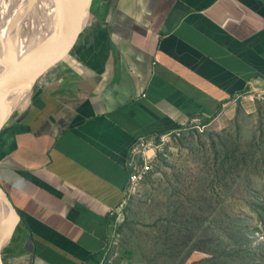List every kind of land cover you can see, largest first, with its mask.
Masks as SVG:
<instances>
[{"label": "crops", "instance_id": "0c3cea01", "mask_svg": "<svg viewBox=\"0 0 264 264\" xmlns=\"http://www.w3.org/2000/svg\"><path fill=\"white\" fill-rule=\"evenodd\" d=\"M92 15L77 66L28 87L0 129V184L21 216L6 264H87L104 251L110 264H146L110 253L139 139L264 108V0H101Z\"/></svg>", "mask_w": 264, "mask_h": 264}, {"label": "rangeland", "instance_id": "374dc122", "mask_svg": "<svg viewBox=\"0 0 264 264\" xmlns=\"http://www.w3.org/2000/svg\"><path fill=\"white\" fill-rule=\"evenodd\" d=\"M88 3L91 5V0ZM100 3L101 0L94 2L93 13L100 8ZM18 11V6L8 0L4 21L11 31L16 30L14 33L18 41L21 40L19 46L27 48L33 39L30 35L40 32L42 25ZM75 66L47 77H67ZM28 94L27 87L22 98ZM159 142L164 146L158 153L155 169L141 188L128 194L125 204L111 216L110 253L115 247L128 248L146 264H166L167 259L159 254L155 245L158 222L171 218L170 206L172 211L179 209L183 213H194L192 207L197 205L210 207L214 219L224 223L229 221L227 215L238 216L240 227L234 229L233 237H246L244 255L248 260L263 262L264 108L248 114L237 107L233 115L224 113L211 121L201 120L189 125L181 136L175 134L166 141L158 139ZM211 195L213 198L207 203L205 199ZM257 210L263 221L258 219ZM211 222L212 219L206 225L210 226ZM226 234L225 231L217 233L221 239H225ZM207 257L206 253L196 252L187 264Z\"/></svg>", "mask_w": 264, "mask_h": 264}, {"label": "trees", "instance_id": "16d2710c", "mask_svg": "<svg viewBox=\"0 0 264 264\" xmlns=\"http://www.w3.org/2000/svg\"><path fill=\"white\" fill-rule=\"evenodd\" d=\"M95 1L97 0H92L90 5V13L92 14H94L92 7ZM75 4L76 0H72V11ZM211 120L208 119V121ZM212 198L213 195L208 196L205 201L209 203ZM15 207L17 208L16 205ZM192 208L194 213H183L179 209L172 211L170 206L168 212H170L171 218L162 219L158 222L157 243L155 245L159 249V254L167 259L166 264H187L196 252L206 253L209 257L195 261L193 264H264V261L248 260L244 255L245 249L243 245L246 237L243 236L241 239L233 237L234 229L240 227V218L238 216L227 215L226 219L229 221L224 223L222 220L214 219L210 212V207L193 205ZM257 212L258 219L263 221L262 216L259 215L261 212L258 210ZM210 219H212L211 225L207 226L206 224ZM215 231L217 233L219 231L227 232L226 238L221 239L217 233H214ZM262 245H264V242H262ZM106 252L104 251L96 257L93 262L99 263ZM261 258L264 260V254ZM4 259L6 260L5 257Z\"/></svg>", "mask_w": 264, "mask_h": 264}, {"label": "bare ground", "instance_id": "6f19581e", "mask_svg": "<svg viewBox=\"0 0 264 264\" xmlns=\"http://www.w3.org/2000/svg\"><path fill=\"white\" fill-rule=\"evenodd\" d=\"M7 1L8 0H0V63H50L67 44L66 29L63 26L62 19L58 15V0H9L18 6L22 16L31 20L33 18L35 22L41 23L42 25L40 32L30 35L33 36V39L31 45L27 48L19 46L21 40L18 41L19 38L14 33L16 30L14 29V31H11V29L5 25L4 19L7 16H4V11ZM68 1L71 5L72 0ZM84 10L88 11V0H76L73 10L74 14L80 18ZM58 28L60 31L55 36ZM21 86V83L14 79H10L6 85L0 81V99L6 108L1 115L0 125L18 108L19 99L22 98L26 91L21 92ZM28 87L30 91L31 87ZM14 220L15 214L11 211L0 193V237L4 232H9L14 224Z\"/></svg>", "mask_w": 264, "mask_h": 264}, {"label": "water", "instance_id": "95a60500", "mask_svg": "<svg viewBox=\"0 0 264 264\" xmlns=\"http://www.w3.org/2000/svg\"><path fill=\"white\" fill-rule=\"evenodd\" d=\"M58 7V15L62 19L67 33V48L65 49V52L59 57V59L52 61L51 63H0V81H2L4 85H6L10 79H14L21 83V92H24L28 86H30L32 90L35 82L41 77L61 72L71 67L80 59L84 47L85 30L89 21L84 23L80 20L72 11L68 0H58ZM92 16V13H90V18ZM20 101L21 98L19 99V102ZM5 109L6 108L0 99V118ZM7 119L0 125V129L5 124ZM0 193L11 211H13V213L18 217L13 229L8 233L4 232L0 237V264H4V249L7 243L10 242L12 234L18 227L21 216L18 209L15 207L14 202L11 200L10 196L1 184Z\"/></svg>", "mask_w": 264, "mask_h": 264}, {"label": "built area", "instance_id": "2783aa9c", "mask_svg": "<svg viewBox=\"0 0 264 264\" xmlns=\"http://www.w3.org/2000/svg\"><path fill=\"white\" fill-rule=\"evenodd\" d=\"M258 101L264 102V92L256 93L254 96ZM201 119H196L195 123H199ZM184 130L176 133H171L160 137L163 141L171 139L173 135L181 136ZM164 144L158 143V139H139L137 144L133 147L128 164L130 171V185L128 194L131 192H137L148 176L153 172L158 162V153L162 150ZM111 259L109 258L108 252L104 255L99 263L89 261L87 264H110Z\"/></svg>", "mask_w": 264, "mask_h": 264}]
</instances>
